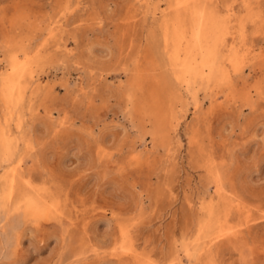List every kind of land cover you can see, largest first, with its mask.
Here are the masks:
<instances>
[{"label":"rangeland","instance_id":"374dc122","mask_svg":"<svg viewBox=\"0 0 264 264\" xmlns=\"http://www.w3.org/2000/svg\"><path fill=\"white\" fill-rule=\"evenodd\" d=\"M178 1L0 0V264H264V0Z\"/></svg>","mask_w":264,"mask_h":264},{"label":"bare ground","instance_id":"6f19581e","mask_svg":"<svg viewBox=\"0 0 264 264\" xmlns=\"http://www.w3.org/2000/svg\"><path fill=\"white\" fill-rule=\"evenodd\" d=\"M180 2H182V0H179L178 1V3H180ZM182 10V9H181ZM183 15V14H182ZM181 16V15H180ZM179 16V17H180ZM186 17H187V15H186ZM195 17V16H194ZM178 19H180V18H178ZM218 21V20H217ZM176 22V21H175ZM178 22H180L179 20H178ZM188 23H189V21H188ZM177 24V23H176ZM207 25H209L208 24V22H207ZM176 26H178V25H176ZM188 27V26H187ZM190 27H192V26H190ZM194 27V26H193ZM192 27V28H193ZM191 28V29H192ZM179 29H181V28H179ZM182 30V29H181ZM185 30V29H184ZM188 30V29H187ZM183 31V30H182ZM195 31V30H194ZM207 33H210V35H209V39H210V36L212 37V35H213V33L211 32V30H210V28L208 27V28H206V30H205ZM213 38V37H212ZM208 39V40H209ZM196 40V39H195ZM12 41V40H11ZM203 49H205V48H203ZM26 58H27V51H24L23 52V54L21 55V56H15V57H13L11 60H10V72H9V75H8V79H6L4 82H3V84H2V87H1V92L3 93V94H7V93H10L11 92V90L13 89V87H14V85H16L17 83H18V81H19V78L20 77H22L23 76V73H24V71H25V65H26V63H27V61H26ZM184 61V60H183ZM179 66V65H178ZM7 76V75H6ZM182 78H183V76H182ZM217 80V79H216ZM216 80H215V82H216ZM24 82V81H23ZM210 83V82H209ZM152 91V90H151ZM9 110V109H8ZM172 111V110H171ZM173 118V117H172ZM9 129V128H8ZM2 142L0 141V144H1ZM2 145V144H1ZM4 145V144H3ZM0 148H1V146H0ZM2 149H3V146H2ZM135 150V149H134ZM1 151H3V150H1ZM5 152V151H4ZM6 153V152H5ZM4 153V154H5ZM7 154V153H6ZM3 189H5V188H3ZM9 195V194H8ZM7 196V195H6ZM17 196V195H16ZM1 199V198H0ZM18 199V198H17ZM16 198H15V200H17ZM4 200V199H3ZM7 201V200H6ZM2 202H4V201H2ZM30 205L32 206V207H34L35 208V206L34 205H37V203L36 202H32V203H30ZM30 206V207H31ZM18 208V207H17ZM31 210V209H30ZM35 210H37V209H35ZM19 211V210H18ZM23 211V210H22ZM27 211V210H26ZM32 211V210H31ZM17 213V212H16ZM27 213V212H26ZM32 214H33V212H32ZM20 215H21V213H20ZM38 216V215H37ZM35 217V216H34ZM39 217V216H38ZM14 219V218H13ZM35 219V218H34ZM13 224V223H12ZM12 226H14V225H12ZM15 227V226H14ZM9 230H10V228H9ZM7 231H8V229H7ZM225 231V230H224ZM226 232V231H225ZM9 233H10V231H9ZM8 233V234H9ZM212 233H213V231H212ZM7 234V232H6V235H8ZM10 236V235H9ZM8 238V237H7Z\"/></svg>","mask_w":264,"mask_h":264}]
</instances>
